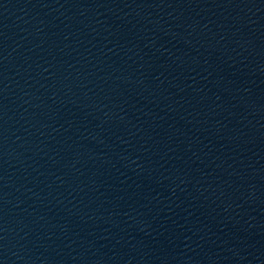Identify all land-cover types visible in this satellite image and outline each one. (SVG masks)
Here are the masks:
<instances>
[{
  "label": "water",
  "instance_id": "1",
  "mask_svg": "<svg viewBox=\"0 0 264 264\" xmlns=\"http://www.w3.org/2000/svg\"><path fill=\"white\" fill-rule=\"evenodd\" d=\"M0 264H264V0H0Z\"/></svg>",
  "mask_w": 264,
  "mask_h": 264
}]
</instances>
